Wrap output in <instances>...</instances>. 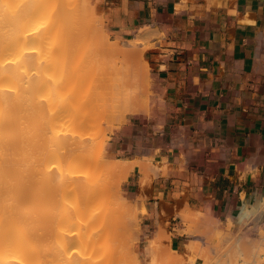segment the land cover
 <instances>
[{
    "label": "crops",
    "instance_id": "1",
    "mask_svg": "<svg viewBox=\"0 0 264 264\" xmlns=\"http://www.w3.org/2000/svg\"><path fill=\"white\" fill-rule=\"evenodd\" d=\"M98 8L111 39L141 34L154 45L143 52L151 112L128 118L108 147L158 169L145 178L136 166L122 190L145 207L146 236L167 234L166 250L185 254L180 213L227 223L264 200V0H99Z\"/></svg>",
    "mask_w": 264,
    "mask_h": 264
},
{
    "label": "bare ground",
    "instance_id": "2",
    "mask_svg": "<svg viewBox=\"0 0 264 264\" xmlns=\"http://www.w3.org/2000/svg\"><path fill=\"white\" fill-rule=\"evenodd\" d=\"M17 1L20 3V6L19 4L17 5V7L19 6L18 9L15 7V9H17V11L15 9L13 11L16 12L14 13L15 16H13V12L11 10H8L10 14L12 13L11 17H9L8 15H6L7 18L4 17L3 5H8V8H11L12 6L10 5V3L14 2L16 5V3H18ZM85 7L88 8L87 10L89 11H86ZM90 8L91 6L84 5L82 0H0V264L133 263L132 259L129 260V263V258L127 256L129 255L128 251L132 250L128 245L129 240L126 238V240L128 241L127 246L129 247L127 248L126 243L124 244L125 241L121 239V242L120 238L125 231H128L129 228L130 230H133V233L138 230V219L140 214L135 211L133 205L131 206L127 201L113 204L111 197L112 195H114L112 194V190L114 187L112 185L110 186L109 184V186L103 184L105 183L102 179L104 176L101 177L102 180L98 179L96 181H100V185H97L95 182L92 183L93 179H97L98 177L93 176L95 172L93 173V170H91L90 173L89 168L94 166L97 167L101 162L100 159H103L102 157L100 158L101 154L103 153L101 147L102 144L99 143L98 146L96 145V147H93L94 150H88L86 151V153L85 148H87V145L93 144L95 139L96 141H99L98 137L96 136L98 135V129L95 132L96 135L91 137V139L93 140H88L86 139L88 137L82 136L80 134L69 133L68 129H70V127H80L82 124L87 123L86 121H82L80 118L76 120L74 117L75 114L79 111L77 110L78 106L75 107L79 99H81V101L77 104H79L80 109L86 107V110H95L94 113L97 116H95L94 118L100 117V122H97L96 118V124H93L94 128H96L97 125H100L99 123L106 122V120H104V117L109 116L112 119L119 118V122L120 120L124 122L129 116L138 115L146 111L149 112L150 101L148 99L145 101L143 100L146 94L144 91H140V88L138 89V80L133 79L134 77L136 78L140 76L141 73L133 70L129 61L128 52H133L136 49V44H138V42L136 43L132 41L130 44L128 43L129 45H126V47L109 46L99 38L97 42V40L92 35V25L87 24L84 17H82V15L84 14L89 15L90 10L92 9ZM8 11L5 9V13L8 14ZM100 30L102 33L104 32L102 19L100 21ZM5 31L7 32V34L5 33ZM8 32L10 34H12L13 32V38L11 36L12 39L10 38ZM145 32L146 31L144 30V33L142 34L150 36L155 31L153 33L151 32V30L150 32ZM3 34H5L7 38L9 36V39H11V41L9 40L10 42H7L5 37L6 42H3ZM139 40L141 39L139 38ZM70 44H76V47L74 46L75 48H73L74 53H70L67 49ZM146 49L148 48H144L142 50V53ZM99 58L103 64L105 63L109 65L112 73L115 75L112 80H106L105 76L106 74H108V72L103 71H101L102 73L99 72V75L101 77L98 78V80H94L93 77L95 78L96 76L92 77L89 74L87 75L90 76V79H85L86 75H84V73L86 74V72L84 71H86V69L89 68L88 73L90 74L98 70V65L96 68V63H94V60L98 59L97 63H99ZM101 58L104 59L102 60ZM71 62H73L74 64L68 67V64H71ZM90 66H92V68ZM144 66V73L146 74L150 70V67L147 62H144ZM62 71L63 73L61 74ZM24 80H29V82H32L31 84L27 83L28 88L24 86L27 85L24 84ZM34 80L36 81L33 83ZM65 80H71V83L72 80H76L75 83L77 81H79V83H84L85 80L86 85L85 83L82 84V86L80 85L81 88H78V86H76V88L73 89L74 91L70 90L72 92L70 93L69 89V92L66 91V86L68 84L65 82ZM67 82L70 83V81ZM52 84H54L53 87H51ZM89 84L91 95L87 94L89 97L85 95L87 99L85 102H82V100H84L82 99L84 97H81L82 95H84L82 93H84V91L85 93L89 92L86 91L89 90L87 89ZM82 88H84V90H82ZM28 93L31 94L30 99L35 107L32 104L31 105L35 109L38 105H40L36 111H34V109L33 111L38 113L40 112L38 110H40L39 108L41 107L42 111L46 112V114L44 112V114L41 112L43 115L40 116L42 118H45L43 116H46L45 122L43 119L40 121V117H38L39 120L35 121L36 124H31L34 127L32 130L36 129L37 131L31 133L34 135V137L31 139L29 138L31 134L27 133L28 127L27 125H25L26 123L24 121V119H26L27 117L24 116V114L20 115L21 112L19 111V109L22 108L20 107V103L22 99L25 100L24 98H26ZM34 94H36V97L40 99L41 102L36 97H34ZM27 97L29 98V96ZM35 98L38 100V102H40L37 103L38 105L33 103L35 101L37 102ZM32 99H34L35 101ZM87 106H89V108H87ZM71 107H73V109L69 110ZM74 108L76 110H74ZM72 111L76 113L74 114ZM36 113H33L35 118ZM38 114L40 115V113ZM27 115L29 116L31 115V113H28ZM30 117L31 119L33 118V116ZM109 119H107V121H109ZM114 119L112 120L113 122ZM90 120L89 122L92 121ZM101 120L104 121L102 122ZM37 121L43 124L42 128L39 127L40 125L38 126V128H40L41 130L36 126L38 125ZM115 121H117V119ZM21 123L23 124V126L21 125ZM65 124L67 125V129ZM24 125L26 126V128H24ZM63 125L64 127H62ZM65 130L67 131L65 132ZM27 135L30 136L28 137ZM26 139V143L28 142V139L35 140V142H33V140L32 143L29 141L31 144H28V146H33V148H28L27 144L25 143ZM19 141L21 142V147L19 146ZM95 143L96 142H94V144ZM99 146L101 147L100 150L102 152H100V150L98 149L100 148ZM31 148L35 150H32ZM18 150H20V152L23 151V153L25 154H23L24 161L31 162L32 159L35 158L34 161L36 160V164L38 160L39 163H42L46 166L45 171H43V167L39 171H43H41L42 173L40 172L41 175L43 174V177L40 176V187L42 190L47 188L42 183H45L46 179L47 181L50 179L52 182H49L53 183L52 187L50 184H48V187L50 186V189L48 188V191L52 192H48L47 196L49 197L50 194L54 195L56 193H60L62 195V199H59V204L61 203L60 209H57L60 206L56 207L57 205H54L51 202L50 206H47L50 208L49 211H51L52 209V212L53 208L55 207L54 213L52 214L55 215L52 218L53 220L49 218V220L51 219L52 221H50V223H52V228L51 226H49L52 232H50L49 230V233L44 236V232L40 234L38 232V228L37 232L35 231L36 228L34 229L32 220L36 217L38 218L41 212L45 209L44 207L39 208L38 210L35 209V202H37V200L35 199V202L32 201L35 196H33L32 199L30 196L32 194L30 192V194L28 195L29 197L26 196V198L28 197L29 201L23 196L25 191L23 185L25 183L31 185L32 182H29V180H34V176L32 177V179H28L32 175L30 173L29 175H25L24 167L28 162L26 163L22 159H20V161L22 160V162L20 163H22V165L24 164V166L20 165L18 159ZM31 151H33V154L37 156V158L33 154V156L30 154L32 153ZM26 153H29L30 156H32V159ZM97 153L99 154V156ZM96 156L99 159H95ZM27 157H29L30 159H28ZM24 158L27 159L25 160ZM116 161L117 163H115V161L112 162L114 163V167L124 168L126 170L125 172H127V174L125 173L126 175L122 179L125 181L128 179L130 172L133 171L136 166L141 167L142 173L144 174L145 178L150 175L151 172L155 173L158 171V169L151 163L149 164L146 161L140 162V159L135 161H123L122 159H118ZM109 163L110 161L108 158L105 161L102 160L100 165H102V169H105L107 171L109 168L108 166H110ZM48 167H51L52 172ZM86 167V170L89 174L87 173V171L84 172V174L87 173L89 179H92L91 185H88L85 181H82V179H85L84 177H82L84 175L82 174V170H84V168ZM46 169H48L50 172L49 179L45 175L46 173L48 175V170L46 171ZM19 171L20 173H22V175H20ZM44 172L46 173L44 174ZM96 173L98 172L96 171ZM105 173L106 172H104L103 175H105ZM23 176H27V179L23 178ZM87 176L85 175V177ZM44 177L46 178L45 180ZM25 180H27V182ZM36 181L39 184L37 179ZM19 182H23V184H19ZM81 182L85 183L82 184ZM147 182H145V185ZM121 183L122 181L119 182V186H121ZM142 184H144V182ZM42 185L45 188L42 187ZM28 186H26V188ZM77 186L81 189H85L87 196L86 194L82 193L85 196L84 200L78 197L80 193H78ZM80 188L79 190H81ZM38 189H36V192ZM75 190L77 191L76 194L78 193V195L73 194ZM45 192L47 193V190ZM69 195L70 198L68 200L66 199V197H68ZM40 196L42 198L45 196L43 191H41ZM64 200L69 204L65 205ZM140 201L143 202V200ZM139 203L137 202V205L141 210V214H146L145 207L140 206ZM263 213L264 200L260 201V203H258L257 205H245L235 218H229L230 228L236 225L246 226L253 220H259ZM202 216L205 215L199 212L188 211L180 213V217L183 218L182 220L188 223H192V226H194V224L202 223L200 221V218ZM101 220H106L107 223L103 224L100 227L101 232L97 234L95 230L93 231V225L94 223ZM120 222H123L125 224V226L123 225V228L125 229L124 232L120 231L122 229V223L120 225ZM126 224L128 226H126ZM211 230L213 231V228H211L210 226H206L205 236L206 234L208 235V233H212ZM229 231L227 233H218L216 235H214V231V234L212 233V237H214L212 239V243H216L215 240L228 239L231 233H229ZM118 232H121L122 235ZM113 233H115L117 237L119 236L117 245H113L111 243L109 245L104 244L103 238L109 237ZM126 236L127 235L125 234L124 237ZM128 236L133 237V235ZM259 236V239H257L256 241L254 239L248 241L250 242V245H252V252L250 257L251 259L246 260L247 264H264V231L259 232ZM42 237H47L49 239L51 238L54 242H58V244H61V246L59 244L61 250L56 249L57 251H59V253L61 251V255H59L61 256V259L57 256H54L55 254H52L51 249L49 250L47 248H43L46 251H42L38 248V246H36V238L41 239ZM212 237L210 236L208 238L211 239ZM204 238L205 237L203 236L202 242ZM133 239L132 241H134ZM207 239L205 240L206 243H208ZM119 242H121L122 244ZM44 244L45 243L43 242V245L41 246L44 247ZM213 244H210L211 252L218 253L219 246ZM51 246L52 245H50L49 247ZM200 246H202L200 241H195L191 245H187L185 254L177 253L176 257L174 258L176 263L178 262L177 264H179L182 263V261L184 262L185 257L190 253L199 254ZM203 253H205L207 256ZM208 253L209 252H206V250L205 252H202V258L206 259L207 264H211V259L208 260L204 257H208ZM242 255H244L243 251ZM231 257L226 258H229L228 260H232ZM198 259L201 260L200 257H198ZM230 262L231 261H228L229 264ZM135 264H139V261H137V259H135Z\"/></svg>",
    "mask_w": 264,
    "mask_h": 264
},
{
    "label": "rangeland",
    "instance_id": "3",
    "mask_svg": "<svg viewBox=\"0 0 264 264\" xmlns=\"http://www.w3.org/2000/svg\"><path fill=\"white\" fill-rule=\"evenodd\" d=\"M83 1V3H84V5H87V6H91V10H90V13H89V15L88 14H84V15H82V17H84V19L86 20V23L87 24H91L92 25V32H93V36H94V38L97 40V42H98V40L99 39H102L103 40V42L104 43H107L109 46H125L126 47V45L128 46L132 41H118V40H113V39H111L110 38V36L107 34V32L104 30V32L102 33L101 32V30H100V21H101V14H100V10H99V8H98V3H99V0H82ZM18 2V1H17ZM13 3V4H12ZM12 3H10V5L12 6H9V7H11V8H13V9H11V8H8V5L6 6L5 4V6L3 5V7L8 11V10H11L12 12L14 11V9H15V7L18 9V7L20 6V3L18 2V3H16V5H15V3L14 2H12ZM19 4V6L17 7V5ZM3 8V16L4 17H6L7 18V16L6 15H8L9 17H11V15H12V13L10 14V12L8 11V14L7 13H5V9ZM8 8V9H7ZM86 8V7H85ZM17 9H15L16 11H17ZM88 8H86V11H89V10H87ZM14 13H16V12H13V16H15V14ZM81 14H82V12H81ZM12 16V17H13ZM5 18V19H6ZM10 19V18H9ZM103 20V19H102ZM5 22V21H4ZM7 23V22H6ZM95 26H97V27H95ZM99 28V29H98ZM9 30V29H8ZM10 31V30H9ZM142 31H144V30H142ZM11 32V31H10ZM5 33L7 34V32L5 31ZM9 33V32H8ZM97 34V36H96V34ZM101 34V35H100ZM99 35V36H98ZM8 36V35H7ZM9 36H10V38H11V36H12V38H13V32H12V34H10L9 33ZM9 36H8V38L6 37V35L5 34H3V36H2V38H3V42L5 41L6 42V40H7V42H10L11 41V39H9ZM5 37H6V40H5ZM141 39V34L139 35V36H137L134 40H133V42H138V44H136V49L132 52H128V54H129V61H130V64H131V67H132V69L133 70H135V71H138V72H140L141 73V75L140 76H138V77H134L133 79L134 80H138V89L141 91H144L145 92V96H144V98H143V100L145 101V100H149L150 101V111L148 112V111H146V112H142V113H140V114H149L150 112H151V109H152V106L154 105V100H153V98H154V84H153V77H152V72H151V69L145 74L144 73V69H145V66H144V54L142 53V50L144 49V48H150L149 46H154L153 44H150V42L149 41H142V40H139V38ZM99 38V39H98ZM95 39H94V42H95ZM10 40V41H9ZM119 43V44H118ZM129 43V44H128ZM73 47H72V46ZM69 46H71V47H69ZM68 46V51L70 52V53H74V50H73V48H75L76 47V44H70ZM75 46V47H74ZM102 59V58H101ZM104 59V58H103ZM102 59V60H103ZM108 60V59H107ZM107 60H106V62H107ZM97 61H98V59L97 60H94V63H96V68H97V65H98V70L96 71V72H93V73H88V66H87V68L88 69H86V71H84V72H86V74L84 73V72H82V73H84V75H86L85 76V79L87 80V78H88V80L90 79V76H96L95 78H97V79H95L94 77H93V79L94 80H98V78H100L101 76L99 75V72L100 73H102L101 71H103V72H108V74H106V80H112V78L113 77H115V75L112 73V71H111V69H110V67H109V65L108 64H103L102 63V61L100 60V58H99V63H97ZM105 61V60H104ZM109 61V60H108ZM74 63L73 62H71V64L69 63L68 64V67H70L71 65H73ZM85 66V65H84ZM91 68H92V66H90ZM91 70V69H90ZM63 73V71L61 72V74ZM87 74H89V75H87ZM30 81H32V80H30ZM36 80H34L33 81V83L35 82ZM67 81H70V83H68ZM75 81L76 80H72V83L74 82L75 83ZM91 81V80H90ZM90 81H89V83H90ZM24 82V84H27V83H32V82H29V80L27 81H23ZM61 82H62V80H61ZM65 82L68 84L66 87V91H68V89H69V91L71 90H73L74 88H76V86H78V88H81L80 87V85L82 86V84H84L85 83V80H84V83H79V81H77L75 84L73 83H71V80H65ZM29 84V85H30ZM53 85L54 84H52V86L51 87H53ZM55 85H57V84H55ZM85 85H86V83H85ZM26 88H28L27 86H28V84L27 85H24ZM90 84L88 85V88L87 89H89L90 87ZM72 87V88H71ZM82 90H84V88H82ZM68 91V92H69ZM70 91V93H72ZM74 91V90H73ZM77 91V90H76ZM88 93H85V91H84V93H82V94H84V95H80L81 97H84V98H82V99H84V100H82V102H85L86 101V99H87V97L85 96V95H87V94H90L91 95V92H90V89L89 90H86ZM78 92H79V89H78ZM28 94H30V93H28ZM27 94V96H29V98L26 96V98H24L25 100H23L22 99V101L24 102H22L21 101V103H20V107H22V108H20L19 109V111L21 112H19L20 113V115H22V114H24V116H26L25 118L26 119H24V121H25V125H27V127H28V134H31V133H33V132H37L36 131V129H34V130H32L34 127H33V125L34 124H36V120H39L38 119V117H40V116H42L44 113L46 114V112L45 111H42V109H41V107L39 108L40 110H38V111H40V112H38V113H40V115L38 114V113H36V112H34V111H36L37 110V108L40 106V105H38L37 103H40L41 102V100L40 99H38L37 97H36V94H34V97H36L40 102H38V100L35 98V100H37V102L34 100V99H32V100H34L35 102H33V103H35L36 105H38L37 107H36V109L34 108L35 106H34V104H32V102H31V99H30V96H31V94L30 95H28ZM88 96V95H87ZM40 97V96H39ZM89 97V96H88ZM145 97H146V99H145ZM28 99H30V100H28ZM30 101V102H29ZM80 101H81V99H79L78 100V102L77 103H80ZM90 101V100H89ZM76 103V105H75V107H77V110H79L78 111V113H76V112H74V111H72L74 114H75V119L77 120L78 118H80L82 121H86L87 123H85V124H82L80 127H73V128H71L70 127V129H68L69 131V133H75V134H80V135H82V136H86V137H88V138H86V139H88V140H93V139H91V137L92 136H95L96 135V130H97V133H98V135H96L97 137H98V140L99 141H96V139H95V141L94 142H96L95 144H94V142H93V144H89V145H87L86 147L88 148H85V153H86V151H92V149L94 150V146L96 147V145L98 146L99 145V143L100 144H102V151H103V153L101 154V156H100V158L102 157L103 159H100V161L102 162V160L103 161H105L106 159H108L109 158V161H110V163H109V165L110 166H108L109 168H108V170L106 171L105 169H102V165H100V163H99V165L97 166V167H91V168H89V172L91 173V170H93V176H97L98 178L97 179H93V182L92 183H96L97 185L99 184V182H96L98 179L100 180L101 179V177L102 176H104L102 179H103V182H105V183H103L104 185H112L114 188H113V190H112V194H114V195H112V197H111V200H112V202H113V204H117V203H119V202H123V201H127V202H129L130 203V205L132 206L133 205V207H134V209H135V211H137L139 214H140V216H139V226H138V230L137 231H135L134 233H133V230H130V228L128 229V231H125L124 232V228H123V225L125 226V224L123 223V222H120V225H121V223H122V229L120 230V231H123L124 232V234L122 235V233L120 232H118L119 234H121L122 235V237L120 238V241L122 242V240H124L123 242H124V244L126 243V246H127V243H128V241L126 240V238L129 240V247H131V251H128L129 252V255H127L128 256V261L130 260V259H132V262L135 264V259H137V261H139V264H177L176 263V261H175V257H176V255H177V253H170V252H168L167 250H166V246L164 245V241H166L167 240V234H165V235H163V236H159L155 241L154 240H152L149 236H146V234H145V231L143 230V228H142V214H141V210H140V208L138 207V205H137V202L136 201H133V199H131V198H128V197H126L125 195H124V193H123V190H122V185H123V183L125 182V180H122L123 179V177L127 174V172H125L126 170L124 169V168H116V167H114V163H112V162H114L115 161V163H117V161L116 160H118V156L117 155H115V154H113L114 152H110V149H109V147H108V142L110 141V139H111V136L115 133V132H117L118 130H120V128H121V126L126 122V120L128 119V118H130L131 116H129L124 122H122L121 120H120V122H119V118H116L117 119V121H115L116 119H114V122L112 121L113 119L112 118H110L109 116L108 117H104L103 119L104 120H106V122H103L102 120V122L103 123H99L100 125H97V127L96 128H94V126H93V124H96L95 122H96V118H97V122H100L99 120V118L100 117H96V118H94L95 116H97V115H95V113H94V111L93 110H91V109H88V110H86L85 108H79V104H77ZM28 104V105H27ZM34 106H32V105ZM82 104H84V103H82ZM28 106H30V107H28ZM31 107H32V110H31ZM87 108H89V106H87ZM33 109H34V111H33ZM71 109H73V107H71L69 110H71ZM74 110H76L75 108H74ZM80 110H81V112H80ZM91 110V111H90ZM85 111V112H84ZM89 113H88V112ZM43 114H42V113ZM88 113V115H87V113ZM28 113H31V115H27ZM33 113L35 114L36 113V118L34 117V115H33ZM91 113V114H90ZM73 114V115H74ZM87 115V116H86ZM30 116H33V118L31 119V117ZM80 116V117H79ZM92 116V117H91ZM43 117H45L46 118V116H43ZM45 118H42V117H40V121L43 119L44 120V122H45ZM109 119V121H111V122H109V121H107V119ZM74 119V120H75ZM79 119V120H80ZM92 121H91V120ZM112 119V120H111ZM80 120V121H81ZM89 120L91 121V122H93V123H91V122H89ZM28 121H30V122H28ZM79 122V121H78ZM105 123H107V124H105ZM111 123V124H110ZM30 124V125H29ZM31 124H33V125H31ZM37 124L38 125H36L37 126V128H38V126L40 127V128H42V126H43V124H41L40 122H38L37 121ZM109 124H110V126H109ZM21 125L23 126V124L21 123ZM24 125V128H26V126ZM73 125V124H72ZM102 125V126H101ZM30 126H32V127H30ZM36 126H35V128H36ZM65 126H66V129H67V125L65 124ZM96 126V125H95ZM106 126V127H105ZM56 127H58V126H56ZM62 127H64V125L62 126ZM40 128H38V129H40ZM21 129V128H20ZM23 129V128H22ZM41 130V129H40ZM67 130H65V132H66ZM35 134V133H34ZM33 134H31V136H32ZM21 136V135H20ZM19 136V137H20ZM28 137L30 136V135H27ZM29 137L30 139L31 138H33L34 137V135L32 136V137ZM89 137H90V139H89ZM96 137V138H97ZM27 138V137H26ZM30 139H28V142L30 141L31 143H32V141L34 140V139H32V140H30ZM103 140V141H102ZM26 141H27V139L25 140V143H26ZM26 143L27 144V146H28V144H31L30 142L29 143ZM33 142H35V140L33 141ZM24 143V142H23ZM98 143V144H97ZM21 142L19 141V146L21 147ZM25 144V145H26ZM35 144V143H34ZM34 144H32V145H34ZM24 145V146H25ZM99 146V147H100ZM29 147H32L33 148V146H28V148ZM91 147V148H90ZM101 147L100 148H98L99 150L101 149ZM26 148V147H25ZM31 148V149H32ZM19 149H21V148H19ZM24 149V148H23ZM91 149V150H90ZM32 150H35V149H32ZM37 150V149H36ZM101 150H100V152H102ZM21 152H22V155H21ZM20 152V150H18V159H19V163L20 162H22V160H23V151H21ZM32 153H30L31 155L33 154V151H31ZM35 152H37V151H35ZM34 152V153H35ZM82 152H84V151H82ZM84 153V154H85ZM27 155H29L30 156V154L29 153H26ZM98 154V153H97ZM25 155V154H24ZM34 155V154H33ZM32 155V156H33ZM37 155H38V153H37ZM103 155V156H102ZM32 156H30L31 157V159H32ZM35 156V155H34ZM98 156H99V154H98ZM109 156V157H108ZM36 158H37V156H35ZM95 157V156H94ZM106 157V158H105ZM28 159H30L29 157H27ZM26 158V159H27ZM111 158V159H110ZM20 159H22L21 161H20ZM25 159V158H24ZM25 159V160H26ZM35 159V158H34ZM34 159H32V161L30 162V161H24V162H26L27 164H26V168L24 167V169H25V175L27 174V175H29V173L32 175V176H30L28 179H32V177H33V179L34 180H29V182H32L31 183V185L30 184H28V183H25L24 185H23V188H24V194H23V196H24V198H26V196H28L30 193L32 194V195H30L31 196V198L33 199V196H35L34 197V199L32 200V201H34L35 202V199L37 200V202H35V209H39V208H42V207H44V209L45 210H43L42 212H41V214H40V216L37 218H34L33 220H32V225H33V227H34V229H35V231L37 232V228L39 229L38 230V232L40 233V234H42V232H44L43 233V236L44 235H46L47 233H49V230H50V232H52L51 231V229H50V227L49 226H51V228H52V223H50V221H51V219L53 218V216L55 215H52L53 213H54V209H55V207L54 206H52V207H54L53 208V212H52V209H51V211H49L50 210V208L49 207H47V206H50V202L51 203H53L54 205H57L56 207H59L60 206V204H59V199L61 200L62 199V195L60 194V193H56V194H54V195H51V197H50V195H49V197L47 196L48 195V192H52V191H48L49 189H50V186L48 187V184H50L51 185V187L53 186V183H51L52 181L49 179L50 178V172H49V170L51 171L52 169H51V167L49 168V170L48 169H46V171L48 172V175H47V173L46 172H44V174L47 176V178L49 179L48 181H47V179L44 177V180L46 179V182H47V184H46V182L44 183V182H42L47 188H45L43 185H42V187H44L46 190H47V193L45 192L46 190L44 189V190H42L41 189V187H40V176L41 177H43V174L41 175L40 174V172L42 171H39L42 167H43V171H45V168H46V166L44 165V164H42V163H39L38 162V160H37V164L35 163V161H34ZM95 159H99L97 156H96V158ZM114 161H113V160ZM123 161H125V159H122ZM99 161V160H98ZM127 161V160H126ZM29 162H30V164H29ZM34 164V165H33ZM20 165H22V163H20ZM20 165H19V169H20ZM29 165V166H28ZM22 166H24V164L22 165ZM34 167H35V169H34ZM22 168V167H21ZM92 168H96L95 170L94 169H92ZM33 169V170H32ZM87 167L86 168H84V170H82L83 171V173L82 174H84V172H86L87 170ZM35 170V171H34ZM32 171H34V172H32ZM38 173H37V172ZM42 171V172H43ZM96 171L99 173H96ZM24 172V171H23ZM36 172V173H35ZM41 172V173H42ZM52 172V171H51ZM104 172H106L105 173V175H103L104 174ZM19 173H20V171H19ZM19 173H18V175H19ZM34 173H35V175H34ZM87 173H88V171H87ZM87 173L86 174H84L82 177H84L85 179H82V181H85L88 185L90 184L91 185V178L89 179V176H87ZM126 173V174H125ZM89 174V173H88ZM150 174H152V172L150 173ZM20 175H22V173H20ZM37 175V176H36ZM85 175L87 176V177H85ZM21 177V176H20ZM23 178H26L27 179V176H23ZM36 179L38 180V182H39V184L37 183V181H36ZM101 179V180H102ZM95 180V181H94ZM20 181V180H19ZM26 182H27V180H25ZM42 181V180H41ZM49 181H51V182H49ZM120 181H122V183H121V186H119V182ZM36 182V183H35ZM49 182V183H48ZM85 182H81L82 184H84ZM106 182H108V183H106ZM23 184V182H19V184ZM27 184V185H26ZM35 184V185H34ZM29 185V186H28ZM78 185V184H77ZM79 185H80V183H79ZM78 185V186H79ZM100 185V184H99ZM102 185V184H101ZM108 185V186H109ZM118 185V186H117ZM26 186H28L27 188H26ZM39 186V187H38ZM77 186V187H78ZM30 187V188H29ZM82 187V186H81ZM35 188V189H34ZM39 188V189H38ZM49 188V189H48ZM79 188L80 187H78V193H80V195H78V193L76 194V190H75V192L73 193V194H75V195H78V197H80L82 200H84V198H85V196L82 194V193H84V194H86V191H85V189H81V190H79ZM86 188V187H85ZM31 189H33V190H31ZM36 189H38L37 190V192H38V194H37V192H36ZM52 189V188H51ZM75 189H76V187H75ZM53 190V189H52ZM41 191H43L44 192V194H45V196L42 198L41 196H40V194H41ZM30 192V193H29ZM33 192V193H32ZM118 192V193H117ZM27 193V194H26ZM43 195V194H42ZM74 195V196H75ZM37 196V197H36ZM86 196H87V194H86ZM29 197V196H28ZM28 197L26 198L27 200H28ZM41 197V198H40ZM69 198H70V195L68 196V197H66V199H68L69 200ZM87 198V197H86ZM58 199V200H57ZM78 199V198H77ZM31 200V199H30ZM26 201V200H25ZM29 201V200H28ZM65 201V200H64ZM48 202H49V205H48ZM62 202V201H61ZM79 202V201H78ZM59 204V205H58ZM64 204L66 205H68L69 203L67 202V201H65L64 202ZM52 205V204H51ZM62 205H63V203H62ZM46 206V207H45ZM38 207V208H37ZM61 208V206L59 207V208H57V209H60ZM55 213H56V211H55ZM49 218H51L50 220H49ZM183 219V218H182ZM201 220V222L202 223H198V224H194V226H192V223H188V222H186V221H184V220H182V223H183V225L185 226V230H183L182 231V233H184V234H186L187 235V237H188V242H187V245H191L193 242H195V241H200V243H201V245L202 246H200V251H199V254L198 253H190L188 256H186L185 257V261L183 262L182 261V263H179V264H207V261H206V259H204V258H202V252H205V250H206V252L208 251L209 253V255H210V257H209V255H208V257H206L207 255L205 254V253H203V254H205L206 256H204L205 258H207L208 260L209 259H211L210 260V263L211 264H229L228 263V261H231L233 264H247L246 263V260H250L251 258V252H252V245H250V242H248V241H250L251 239H254L255 241L257 240V239H259V232H261V231H264V222H261L260 220H253V221H251V222H249V224L248 225H244V226H240V225H236V226H234V227H232V228H230V222H229V220H228V222L227 223H221L219 220H215V219H213V218H208V217H206V216H202L201 218H200ZM36 220V221H35ZM53 220V219H52ZM40 223H39V222ZM37 222V223H36ZM52 222V221H51ZM110 222V221H109ZM35 223V224H34ZM50 223V224H49ZM105 223H107V221L106 220H101V221H98V222H96V223H94V225H93V231L95 230L96 232H97V234L98 233H100L101 232V230H100V227L103 225V224H105ZM126 223V222H125ZM212 224V225H211ZM229 225V226H228ZM117 226V225H116ZM126 226H128L127 224H126ZM206 226H210L211 228H213V231H212V233L214 234V231H215V234L214 235H216V234H218V233H227L229 230V233H230V237L228 238V239H226V240H223V239H220V240H215V242L216 243H212V239L214 238V237H212L213 235H212V233H208V235L206 234V236H205V233H206ZM238 226V227H237ZM237 227V228H236ZM117 228V227H116ZM126 228V227H125ZM234 228V229H233ZM215 229H217V230H215ZM219 229V230H218ZM250 229V230H249ZM119 230V229H118ZM127 230V229H126ZM253 232H252V231ZM210 231V232H211ZM222 231H224V232H222ZM226 231V232H225ZM248 231V232H247ZM130 232H132V233H130ZM116 233H117V231H116ZM135 233H137V234H135ZM204 233V234H203ZM247 235V237H246V235ZM248 233H249V235H248ZM255 233H257V234H255ZM51 234V233H50ZM125 234L127 235L126 237H124L125 236ZM210 234V235H209ZM251 234V235H250ZM128 235H133V237H132V239L134 240V241H132V239H131V237L130 236H128ZM203 236L205 237L204 238V240H203V242H202V238H203ZM212 237L211 239L210 238H208V237ZM118 238H119V236L117 237L116 236V234L115 233H113V234H111V236H109V237H106V238H103V243L104 244H107V245H109L110 243L111 244H113V245H117V243H118ZM137 238H139V239H137ZM199 238H201V239H199ZM208 238V239H207ZM39 239V238H38ZM37 238H36V246H38V248L39 249H41L42 251H46V250H44V249H51V252H52V254H55L54 256H57L58 258H60L61 259V256H59V255H61V251H60V253H59V251H57V250H61L60 249V247H59V244H58V242H54L51 238L49 239V238H45V237H42L41 239H39L38 240ZM122 239V240H121ZM207 239V241H208V243H206V240ZM41 240H42V242H41ZM211 243H210V242ZM43 242L45 243V244H47V245H45L44 244V247L43 246H41V245H43ZM121 242H119V243H121ZM132 244H131V243ZM143 242H146L147 243V246H146V251H145V253L144 254H142L141 252H140V247L142 246V243ZM263 242H264V237H263ZM38 243V244H37ZM122 244V243H121ZM207 244V245H206ZM210 244H213V245H217V246H219L218 247V253H214V252H211V250H210ZM50 245H52L51 247H49ZM60 246H61V244H60ZM251 246V247H250ZM49 247V248H48ZM55 247V248H54ZM128 246H127V248H129ZM250 247V248H249ZM44 248V249H43ZM62 248V247H61ZM126 248V247H125ZM126 248V249H127ZM57 249V250H56ZM238 249V250H237ZM129 250V249H128ZM57 251V252H56ZM242 251L244 252V255H242ZM250 252V253H249ZM47 253H49V252H47ZM126 254H128V253H126ZM126 256V257H127ZM231 257V259L232 260H228L229 258H226V257ZM198 257H200V259L201 260H199L198 259ZM224 257V258H223ZM133 258H134V261H133ZM218 258V259H217ZM226 261V262H225ZM235 261V262H234ZM230 262V264H232ZM60 263V262H59ZM129 263H130V261H129ZM132 263V264H133ZM208 263H209V261H208ZM58 264V263H57Z\"/></svg>",
    "mask_w": 264,
    "mask_h": 264
}]
</instances>
